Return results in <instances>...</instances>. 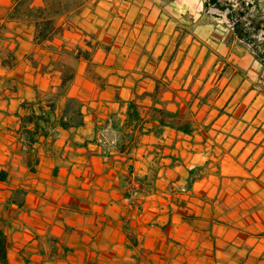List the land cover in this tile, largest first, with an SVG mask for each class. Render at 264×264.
<instances>
[{"label": "crops", "instance_id": "obj_1", "mask_svg": "<svg viewBox=\"0 0 264 264\" xmlns=\"http://www.w3.org/2000/svg\"><path fill=\"white\" fill-rule=\"evenodd\" d=\"M58 5L0 0L9 263L264 264V65L199 4Z\"/></svg>", "mask_w": 264, "mask_h": 264}, {"label": "rangeland", "instance_id": "obj_2", "mask_svg": "<svg viewBox=\"0 0 264 264\" xmlns=\"http://www.w3.org/2000/svg\"><path fill=\"white\" fill-rule=\"evenodd\" d=\"M79 1L83 0H52L53 2V8H58V4H63L64 6L74 5ZM186 3L190 6V8L193 6L199 4L200 11L202 15L209 16L211 20H214L216 24L221 28V30H225L224 28L227 27V29L233 30V23H231L228 18L226 17V14L228 11H232L234 17L238 20H242L245 22L244 27L245 31H250V34L257 33L260 39H263V33L261 30L263 29L262 24H256L255 28H249L248 21L250 18H256L259 14H261L264 11V0H185ZM217 8H224L225 10H219ZM47 27V25H45ZM218 27V28H219ZM255 30H258L255 31ZM237 44L241 47L247 48L252 54L256 57L253 49L254 44H248L245 39H240L235 33H234ZM254 39L256 36L254 35ZM257 59V58H256Z\"/></svg>", "mask_w": 264, "mask_h": 264}, {"label": "trees", "instance_id": "obj_3", "mask_svg": "<svg viewBox=\"0 0 264 264\" xmlns=\"http://www.w3.org/2000/svg\"><path fill=\"white\" fill-rule=\"evenodd\" d=\"M217 9L225 10L224 8H217ZM226 17L231 23H233L234 33L240 39H245L248 44L252 43V45L253 44L255 45L253 51L256 55V58L260 63L264 65V40L260 39V37L258 36L256 32L253 34H250V31H245V27H244L245 22L242 21L241 19L240 20L236 19L231 10L227 12ZM256 24H259V25L262 24L263 29L261 30V32L263 33L262 38H264V11L258 16H256V18L255 17L250 18V20L248 21L247 29L255 28ZM255 31L258 32V30H255ZM45 33L46 32L43 30L40 31V33L38 34V38L42 40L43 39L42 36ZM254 35L256 36L255 39L253 38ZM38 117H43V116H38ZM60 123L66 126L65 122L61 121ZM8 247H9V243H8L7 237L0 230V264H10L9 259H8Z\"/></svg>", "mask_w": 264, "mask_h": 264}, {"label": "built area", "instance_id": "obj_4", "mask_svg": "<svg viewBox=\"0 0 264 264\" xmlns=\"http://www.w3.org/2000/svg\"><path fill=\"white\" fill-rule=\"evenodd\" d=\"M98 138H99L100 144L103 146L104 154L110 155L111 151H113L117 145V139L110 138V136L108 135V127L106 126L100 130ZM125 144L122 145L123 156L128 155V152L131 146L133 145V142L127 143L126 144L127 146ZM148 185H149L148 182H145L141 179L128 177L125 183L126 196L128 198H132L139 193H143L148 188ZM185 190H186L185 188H181V191H185Z\"/></svg>", "mask_w": 264, "mask_h": 264}]
</instances>
